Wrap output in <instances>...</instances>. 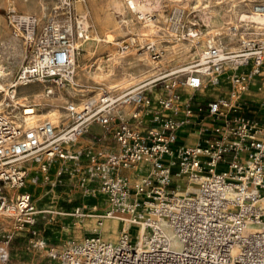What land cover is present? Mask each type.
I'll use <instances>...</instances> for the list:
<instances>
[{"label": "built area", "instance_id": "obj_1", "mask_svg": "<svg viewBox=\"0 0 264 264\" xmlns=\"http://www.w3.org/2000/svg\"><path fill=\"white\" fill-rule=\"evenodd\" d=\"M244 15L226 35L208 34L195 68L156 81L152 93L117 99L102 91L97 100L66 102L65 124L25 127L32 105L13 97L31 85L46 97L73 85L76 49L61 18L6 11L25 60L9 93L0 92V217L18 232H36L45 211L24 190L29 168L15 162L30 159L44 182L70 173L85 195L98 196L105 209L94 205L87 214L98 227L118 219L141 229L133 236L122 229L115 241L95 234L50 247L42 264H264V116L244 97L254 85L264 104V0L251 2ZM200 35L187 32L193 40ZM186 89L213 94L199 100ZM193 125L196 139L180 143L179 131ZM11 240L8 233L0 237V264L9 262Z\"/></svg>", "mask_w": 264, "mask_h": 264}, {"label": "rangeland", "instance_id": "obj_2", "mask_svg": "<svg viewBox=\"0 0 264 264\" xmlns=\"http://www.w3.org/2000/svg\"><path fill=\"white\" fill-rule=\"evenodd\" d=\"M64 1L72 2L73 0H0V65L7 68V73L5 76L3 75L1 81L6 86L11 82L25 60L23 47L11 37L7 26L5 17L7 10L13 9L43 19L61 18L62 22H65V26H69L71 29L73 43L79 45L74 53L75 76L73 85L64 91H60L54 97H45L39 85H31L21 89L17 95L28 97L37 92L42 93L45 98H48L42 108L34 107L32 103L28 104L32 105L37 113L56 107L59 110V115L62 116V123H56L58 126L66 122L63 111L66 102L73 101L79 104L95 93L107 89L106 85L96 84L92 79L98 76L100 69L105 72L111 67L110 70L113 71L116 82L124 81L126 84H130V87L135 86L131 91L114 93L117 99L134 91L152 93L156 81L180 75L195 68L199 51L206 36L213 33L226 35L227 27L236 24L238 17L249 10L251 2L257 0H138L141 4L147 3L148 10L141 11L149 14L153 20L152 30L147 31L144 35L140 34L139 28L149 24V22L146 23L137 18V15L142 13L139 9H129L126 0H118L117 6L120 10L109 6V0H95L100 15H110L117 27V31L113 32V38L114 42H118V44L106 43L105 45L102 40L90 39L92 38L90 37L92 27L90 18H88L89 9L83 7V10L79 11L75 8L77 4L84 5V0L80 3H78L80 0H74L73 4L71 3V8H65ZM233 10L236 11V16L232 17L230 21L229 19L225 20L226 12L230 11L229 13H231ZM205 17H207V23L204 22ZM80 21L86 22V25L80 28L82 25ZM194 28L200 29L201 35L198 39L193 40L187 37V32ZM81 32L84 37L80 35ZM86 35L88 38L85 37ZM10 39L16 41L18 50L21 52L20 56L13 55L12 47L9 45ZM125 43H131V45L123 51L120 46ZM152 46L154 51L159 53L156 59H153V53L149 48ZM111 56L123 57L124 61L113 63L114 66H111V63L108 65V58L110 59ZM74 88L80 91L77 92ZM254 88V85L250 86L244 97L254 101L250 107L253 110H262L261 115L264 116L261 94L254 93ZM186 90L184 95H191V92H195L191 89ZM211 91L225 92L224 89L218 88H213ZM203 96L201 93H196V98L199 100H202L203 98L200 97ZM17 100L20 103H25L22 99ZM28 104L25 103V105ZM131 109H126L127 112L124 110V115L127 116ZM45 120L48 119H43L39 123ZM92 130V132H98L95 128ZM80 141L87 143L88 139L83 137ZM18 166L31 169L30 181L24 190L30 193L33 204L38 209L44 210L45 213L41 214L34 225L35 233L30 231L18 232L14 229L11 220L0 217V237L8 233L11 234L12 239L8 247V264H42L48 248L60 249L69 241H81L95 234H99L105 240H116L120 232L119 228H121L119 220H110L118 223L114 240L108 237L104 238L97 231L96 218L87 216V214L94 205L98 212H103L105 204L96 195L84 194L83 189L76 183L75 177L67 173L70 171V167H68L67 174H64L60 179L50 175L48 182H44L43 178L35 177L37 165L31 161L20 162ZM32 178L36 180L33 181ZM76 209L79 212L76 213ZM133 234H135V229L131 230V235L133 236Z\"/></svg>", "mask_w": 264, "mask_h": 264}, {"label": "bare ground", "instance_id": "obj_3", "mask_svg": "<svg viewBox=\"0 0 264 264\" xmlns=\"http://www.w3.org/2000/svg\"><path fill=\"white\" fill-rule=\"evenodd\" d=\"M82 1L83 0H80V1H78V3L82 2ZM117 3H118V0H109V6L115 7L117 10H120L119 7L117 6ZM95 4H96L95 0H86V1L84 0V5H82L80 3V4H77L75 6V8H77V10H79V11L83 10V7H85V9H89V11H88L89 17L88 18H90V24H91V27H92V34L90 36L92 38H90V39H93L94 41H100V40H102V41H104V45L106 43L107 44H118V42H114L113 32H116L117 31V27H116L115 23L113 22L111 16L110 15H105V16L100 15V13H99V11H98V9H97V7H96ZM125 4H126V2H125ZM127 6H128L129 9L131 8V10L132 9L133 10L139 9V11H141V10L142 11L148 10L147 3H142L141 4L138 0H129L127 2ZM229 12L230 11L226 12V14L224 15V17H225V20L226 19H229V21H230L232 17L236 16V11L233 10L231 13H229ZM25 14H27V13H25ZM204 16H205V14H204ZM239 17L244 18L245 15L244 14H241ZM254 18L257 19L256 17H254ZM236 21H238V19ZM148 22H149V24L144 25L141 28H139L140 29V32H141L140 33L141 35H144L147 31H151L152 30V27H153L152 22H153V20H148ZM148 22H146V23H148ZM204 22L207 23V17H205ZM80 24H82L80 26V28H81L82 26L86 25V22L80 21ZM2 32H3V30H2ZM81 33H80V35L84 37L83 33L82 34ZM100 34H102L103 36H101ZM85 37L88 38L87 35ZM10 40L11 41L9 42V45L12 47L13 55L14 56H20L21 55V52L18 50L16 41H14L12 39H10ZM73 47H74V49H78L79 45L77 43L76 44L73 43ZM121 61H124L123 57H120V56L119 57H112L111 56L110 59L108 58V65H110V63H111V66H114L113 63H121ZM110 69H112V68L110 67ZM110 69L107 70V71H105V72L100 69L98 76H95V77L92 78L93 81L96 82V84H104V85L107 86V89H105V90L103 89L104 92H106L108 94H114V93L117 94V93H120V91L123 93V92L131 91L132 89L135 88V86L130 87L131 85L130 84H126L124 81H122V82H118L117 81L116 82L114 80V78H115L114 73ZM6 73H7V68L5 66H3V65H0V92H3L4 91L5 93H9L8 92V85L10 84V82L6 86V84H4L1 81V79L6 75ZM127 87H129V88H127ZM74 89L77 92L80 91V90H77L76 88H74ZM101 95H102V91L99 92V93H95L90 98L93 99V100H97L98 98L101 97ZM32 96H28L27 97L25 95V96L13 97V98L14 99L15 98L22 99V101H24L27 104L28 103H32L33 106H38V107H41V108L45 105L46 100H48V98H45L46 96L44 97L42 95V93H38L37 92V93H34ZM31 99H33V100H31ZM54 105H57V104H54ZM31 107L32 106H27L25 108L26 114H30V115L24 116V126L25 127L36 126L43 119H48L47 121L53 123L54 125H56V123H58V124L59 123H62V120H61V117L62 116H60L61 114L59 115V110H57L56 107H53V108H51L49 110H46L44 112H41V113H37ZM126 109L128 110V106L124 109L125 112H127ZM26 160H30V159H25V160L24 159H20V160L16 161V164H19L20 162L22 163V162H24ZM64 216H67V215H64ZM110 220L111 219H105L102 222V225L100 227H98L97 231L99 233H101V235L104 238H107L108 237L111 240H114V238L116 237V230L118 229L117 228L118 223H115L114 221L112 222ZM118 222H119V226L121 227V228H119V230H122V229L134 230L135 229V232L136 233H140L141 232V229H139L137 227H134V226L128 225V223L126 221H124V220H119ZM173 244L176 247L178 246L175 241H174Z\"/></svg>", "mask_w": 264, "mask_h": 264}, {"label": "crops", "instance_id": "obj_4", "mask_svg": "<svg viewBox=\"0 0 264 264\" xmlns=\"http://www.w3.org/2000/svg\"><path fill=\"white\" fill-rule=\"evenodd\" d=\"M186 91L187 90H185L184 92L186 93ZM196 93H201V94H203L204 96L203 97H200V98H203V99H208L209 97L208 96H210V94H213V93H202V92H191V94H196ZM195 125H193L192 127H188V128H186V129H183V130H181V131H179V133H178V141L180 142V143H183L185 140L186 141H188V142H193L195 139H196V129H195ZM186 131H189V132H191V134H188V133H186Z\"/></svg>", "mask_w": 264, "mask_h": 264}]
</instances>
